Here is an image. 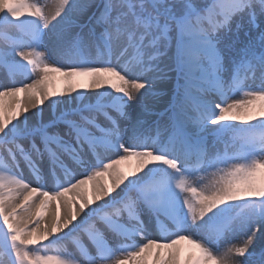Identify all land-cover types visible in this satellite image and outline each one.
<instances>
[{
  "label": "snow or ice",
  "instance_id": "obj_1",
  "mask_svg": "<svg viewBox=\"0 0 264 264\" xmlns=\"http://www.w3.org/2000/svg\"><path fill=\"white\" fill-rule=\"evenodd\" d=\"M55 7L0 0V264H264V0Z\"/></svg>",
  "mask_w": 264,
  "mask_h": 264
},
{
  "label": "bare ground",
  "instance_id": "obj_2",
  "mask_svg": "<svg viewBox=\"0 0 264 264\" xmlns=\"http://www.w3.org/2000/svg\"><path fill=\"white\" fill-rule=\"evenodd\" d=\"M31 2L35 3L36 0H31ZM41 3H43L45 5V11L50 15H54L55 14V10L52 9L53 5H55V0H41ZM5 72L4 71H0V77L4 76ZM255 86L258 85V81L254 84ZM62 88L61 84H57V90L59 91ZM246 91L248 89H245ZM22 95V94H21ZM237 98H243V95L241 93L237 94ZM7 103V101H6ZM47 103V102H46ZM49 115H51V109L48 110ZM153 134V138H154ZM131 166V161L129 162H124L122 165H120V167L124 168L125 170H128L129 167ZM89 191L91 188H87ZM45 220H47V213L45 214ZM149 223H151V225L153 226L151 221H147V226H149Z\"/></svg>",
  "mask_w": 264,
  "mask_h": 264
},
{
  "label": "rangeland",
  "instance_id": "obj_3",
  "mask_svg": "<svg viewBox=\"0 0 264 264\" xmlns=\"http://www.w3.org/2000/svg\"><path fill=\"white\" fill-rule=\"evenodd\" d=\"M135 165V161H134V163L131 165V166H134ZM223 167V166H222ZM215 170H210V172L209 173H207L206 175H207V179L205 180V183H208V182H210L211 180H213L215 177L212 175V173L214 172ZM102 180H106L107 179V177L105 176V177H102L101 178Z\"/></svg>",
  "mask_w": 264,
  "mask_h": 264
}]
</instances>
